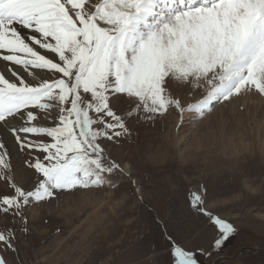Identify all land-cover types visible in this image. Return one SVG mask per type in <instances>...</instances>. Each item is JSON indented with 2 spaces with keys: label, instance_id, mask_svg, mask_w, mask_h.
<instances>
[{
  "label": "snow or ice",
  "instance_id": "1",
  "mask_svg": "<svg viewBox=\"0 0 264 264\" xmlns=\"http://www.w3.org/2000/svg\"><path fill=\"white\" fill-rule=\"evenodd\" d=\"M250 93L264 97V0H0V264H25L13 225L28 233L26 209L131 178L115 153L136 126L176 111L179 130L185 112L204 119ZM206 195L189 207L222 249L236 228ZM162 235L166 264L212 254L167 223Z\"/></svg>",
  "mask_w": 264,
  "mask_h": 264
},
{
  "label": "rangeland",
  "instance_id": "2",
  "mask_svg": "<svg viewBox=\"0 0 264 264\" xmlns=\"http://www.w3.org/2000/svg\"><path fill=\"white\" fill-rule=\"evenodd\" d=\"M190 116L179 130L176 111L136 126L132 142L115 153L131 170L119 187L26 209L28 233L13 225L25 264H166L164 223L186 248L212 252L203 264H264V97L250 93L216 104L204 119ZM24 159L16 154L13 164ZM203 188L207 207L236 228L222 249L211 248L215 229L189 207L190 194ZM6 223L0 216V227Z\"/></svg>",
  "mask_w": 264,
  "mask_h": 264
},
{
  "label": "bare ground",
  "instance_id": "3",
  "mask_svg": "<svg viewBox=\"0 0 264 264\" xmlns=\"http://www.w3.org/2000/svg\"><path fill=\"white\" fill-rule=\"evenodd\" d=\"M241 141H242V140H241ZM243 145H244V144H243ZM245 148H246V146H245ZM204 151L206 152V154L209 153V150H207V149H205ZM193 153H196V152H193ZM160 157H161L160 159H162V156H160ZM206 159H208V158H206ZM206 164H207V163H206Z\"/></svg>",
  "mask_w": 264,
  "mask_h": 264
},
{
  "label": "water",
  "instance_id": "4",
  "mask_svg": "<svg viewBox=\"0 0 264 264\" xmlns=\"http://www.w3.org/2000/svg\"><path fill=\"white\" fill-rule=\"evenodd\" d=\"M234 257H237V255H235Z\"/></svg>",
  "mask_w": 264,
  "mask_h": 264
}]
</instances>
